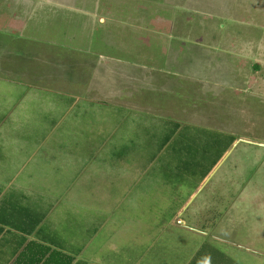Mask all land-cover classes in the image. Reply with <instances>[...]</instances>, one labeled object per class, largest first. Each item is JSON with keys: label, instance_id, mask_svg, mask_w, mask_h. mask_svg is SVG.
I'll use <instances>...</instances> for the list:
<instances>
[{"label": "rangeland", "instance_id": "rangeland-1", "mask_svg": "<svg viewBox=\"0 0 264 264\" xmlns=\"http://www.w3.org/2000/svg\"><path fill=\"white\" fill-rule=\"evenodd\" d=\"M37 43L145 68L143 78L152 80L144 87L142 80L133 82L124 95L145 102L130 109L73 105L68 96L19 87L17 73L5 67L79 81L70 98L83 96L78 87L91 76L89 61L36 62L28 56L43 52ZM107 88L84 97L105 98L112 92ZM68 106L73 112L60 122ZM62 130L74 131V166L67 168L101 182L97 221L103 235L121 231L120 264H180L182 248L186 261L197 245L207 254L214 243L235 251L242 264H264V0H0V161L6 176L7 167L32 156L37 142L45 148L68 141L57 133ZM30 132L40 138H27ZM179 220L209 231L207 237L180 229Z\"/></svg>", "mask_w": 264, "mask_h": 264}, {"label": "crops", "instance_id": "crops-1", "mask_svg": "<svg viewBox=\"0 0 264 264\" xmlns=\"http://www.w3.org/2000/svg\"><path fill=\"white\" fill-rule=\"evenodd\" d=\"M8 40L13 41L11 38ZM19 41H31V38L22 37ZM34 41L38 42V40ZM37 44L41 45L44 49L43 52L30 53L31 56L28 58L32 57L36 62L45 65L60 62L67 66L71 65L73 59L79 57L89 61L87 69L91 76L80 82L78 87L83 96L77 97V99L70 98V93L73 92L74 86L79 81L70 83L66 80L58 81L54 76L57 75L55 73L50 76V78L53 77L52 79L46 78L43 77L40 69L34 67L26 70L16 69L15 71L5 67L11 72L17 73L16 79L19 82V87L37 92L44 91L45 96L51 95L52 92L58 93L60 96H68L65 100H69L73 105H76L77 100H80L83 104L86 102L93 105L118 106L117 108L122 105L126 109H130L131 105L139 104L141 107L140 103L145 102L142 99H136L134 103L133 99L124 96L127 92L134 90L133 82L137 83L138 80H142L144 84L141 86L144 87L147 86V81L152 80L146 76L143 78L141 71L145 68L130 66L129 63L114 60V58L94 51L78 53L74 49L64 48V45L58 47L51 43L48 45ZM48 46L49 50H47ZM54 46L58 50H55ZM24 56L25 52L22 57ZM79 63L82 64V62ZM5 68L4 70H6ZM135 73L139 75L136 76ZM121 78L124 80L123 83L119 81L122 80ZM104 86L112 91L109 96L105 98L84 97L90 91L91 93L97 91V95H100L99 91L102 92ZM137 90L138 87H136ZM37 96L38 94L33 97ZM126 96L132 97V95ZM49 105H51L50 112L55 114L57 110L53 108L54 102ZM66 111L62 112L60 122L66 113L72 114V107H66ZM126 111L134 113L136 110ZM113 118L110 117L107 121L111 122ZM58 122V119H53L51 124ZM119 128L120 126L117 131ZM57 133L69 140L59 141L56 139L49 147L45 148H42L44 146L41 144L42 142H37L39 144L34 149L32 156L25 154L24 159L18 158L22 163L18 162L20 164L16 168H14L15 164L6 168V171H11L7 176L4 173L6 164L3 160L0 161V264H120L119 260L115 258V251L118 249L116 239L121 231L112 236L103 235L102 225L97 221L96 206L100 198L99 189L96 187L98 184L101 185V182L96 175L90 179L82 178L68 169L74 166L71 163V155L74 152L70 140L74 131L62 130ZM49 134L51 135V132ZM11 136L19 138L20 134L4 133L5 138ZM38 136L35 132L27 134V138H40ZM23 149L17 150L22 152ZM117 153H121V150ZM178 222L182 230H191L205 237L209 233L207 230L189 228L188 224L183 225L180 220ZM220 243L244 250L247 254L259 256L257 252L249 248L234 243ZM218 246L214 243V247L210 248L209 253L206 254L201 253L202 248L200 249L197 245L186 261L182 248L178 262L180 264H242V260L232 254L235 251L229 249L227 252L226 249H221ZM105 256H108V259ZM244 257L245 255H243L245 262L246 258Z\"/></svg>", "mask_w": 264, "mask_h": 264}, {"label": "trees", "instance_id": "trees-1", "mask_svg": "<svg viewBox=\"0 0 264 264\" xmlns=\"http://www.w3.org/2000/svg\"><path fill=\"white\" fill-rule=\"evenodd\" d=\"M233 142H235V139H233Z\"/></svg>", "mask_w": 264, "mask_h": 264}, {"label": "water", "instance_id": "water-1", "mask_svg": "<svg viewBox=\"0 0 264 264\" xmlns=\"http://www.w3.org/2000/svg\"><path fill=\"white\" fill-rule=\"evenodd\" d=\"M236 144H238V143H236Z\"/></svg>", "mask_w": 264, "mask_h": 264}]
</instances>
